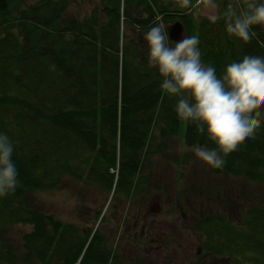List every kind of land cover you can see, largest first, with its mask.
Wrapping results in <instances>:
<instances>
[{
	"label": "trees",
	"instance_id": "16d2710c",
	"mask_svg": "<svg viewBox=\"0 0 264 264\" xmlns=\"http://www.w3.org/2000/svg\"><path fill=\"white\" fill-rule=\"evenodd\" d=\"M95 1L89 9L87 0H0V134L14 145L19 182L0 198V264H141L118 255L102 210L92 227H80L36 209L30 195L74 179L134 202L150 197L148 159L167 139L216 147L206 129L198 134L178 118L179 97L162 90L144 39L151 27L179 22L184 37L198 35L202 63L219 78L229 63L264 54V26H253L248 44L226 31L223 13L240 0H214V21L195 17L199 0L190 8L181 0ZM225 159L223 168L208 173L242 179L241 187L202 183L186 194L185 200L200 202L189 223L196 264H264V121L254 139ZM214 199L223 210L206 214ZM16 225L29 228L18 247L6 238Z\"/></svg>",
	"mask_w": 264,
	"mask_h": 264
},
{
	"label": "clouds",
	"instance_id": "9594fccd",
	"mask_svg": "<svg viewBox=\"0 0 264 264\" xmlns=\"http://www.w3.org/2000/svg\"><path fill=\"white\" fill-rule=\"evenodd\" d=\"M203 2L207 7H219L214 0ZM180 6L190 8L191 0H181ZM223 15L227 33L248 44L256 36L253 26H264V0L229 3ZM144 39L150 65L162 77V90L179 97L174 109L178 118L194 124L198 134L206 129L208 139L216 145H194L191 150L204 165L223 168L225 158L247 139H254L264 121V54L245 55L239 62L229 63L219 78L213 66L202 63L198 35H185L172 45L165 26L159 24ZM13 154L10 138L0 134V198L13 193L19 183Z\"/></svg>",
	"mask_w": 264,
	"mask_h": 264
},
{
	"label": "rangeland",
	"instance_id": "374dc122",
	"mask_svg": "<svg viewBox=\"0 0 264 264\" xmlns=\"http://www.w3.org/2000/svg\"><path fill=\"white\" fill-rule=\"evenodd\" d=\"M86 3L89 9L96 5L95 0H87ZM194 15L196 18L214 21L216 9L205 6L203 0H199ZM167 27L169 26L165 28ZM191 149L177 136L167 139L160 152L148 159L151 169L146 168L145 174L151 172L149 198L144 196L134 202H125L74 179H66L60 188L49 192L39 191L30 195V198L35 208L44 214H51L63 222H71L80 227H92L95 216L102 210V225L109 242L119 246L116 247L118 255L131 262L133 257L138 258L141 264L155 262L162 241L161 232L169 234L170 228L172 234L167 242V258L171 260V264H196L193 262L198 245L189 223L193 206L200 202L185 200L188 188L191 186L192 190H196L203 183L209 188L222 187L234 191L243 185V180L226 174L210 175L209 167L199 161ZM217 196L223 201L222 198H226L227 193L221 191ZM220 201L214 199L213 204L205 208L206 214H218L222 211ZM154 206L157 207L152 211ZM231 218L237 219L233 212ZM142 226L146 230L145 241L148 242L143 248L141 241L134 244ZM28 230L24 225L13 226L6 231V238L18 247L21 235ZM206 264L227 263L220 260L207 261Z\"/></svg>",
	"mask_w": 264,
	"mask_h": 264
},
{
	"label": "flooded vegetation",
	"instance_id": "af4514ba",
	"mask_svg": "<svg viewBox=\"0 0 264 264\" xmlns=\"http://www.w3.org/2000/svg\"><path fill=\"white\" fill-rule=\"evenodd\" d=\"M184 225H185V222H184ZM184 227H186V226H184ZM184 227H182V228H184ZM145 233H146V230L144 228H142L141 233L139 234V237H136V240L135 239L134 240L138 242L141 237L146 236ZM171 234H172V232H171L170 228H169V234H167L165 231H164V233L161 232L162 241H161V245L159 246L158 251H157L158 252L157 258L155 259V262H151L149 264H171V260L167 258V255H168L167 242L169 241V237L171 236ZM151 243H153V241ZM196 256H199V252H197L195 254V257ZM132 261H134V260H132ZM196 262L200 263L201 260H198V261L194 260L193 263H196Z\"/></svg>",
	"mask_w": 264,
	"mask_h": 264
},
{
	"label": "water",
	"instance_id": "95a60500",
	"mask_svg": "<svg viewBox=\"0 0 264 264\" xmlns=\"http://www.w3.org/2000/svg\"><path fill=\"white\" fill-rule=\"evenodd\" d=\"M169 41L173 43L180 42L184 38V30L179 22H175L167 28ZM157 206L151 208L153 211ZM155 212V211H154Z\"/></svg>",
	"mask_w": 264,
	"mask_h": 264
}]
</instances>
